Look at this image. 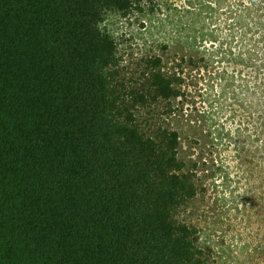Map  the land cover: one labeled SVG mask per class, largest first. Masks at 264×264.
Segmentation results:
<instances>
[{"label":"trees","instance_id":"obj_1","mask_svg":"<svg viewBox=\"0 0 264 264\" xmlns=\"http://www.w3.org/2000/svg\"><path fill=\"white\" fill-rule=\"evenodd\" d=\"M137 1L0 0V264H206L175 218L196 195L177 135L146 136L113 83L100 24Z\"/></svg>","mask_w":264,"mask_h":264},{"label":"rangeland","instance_id":"obj_2","mask_svg":"<svg viewBox=\"0 0 264 264\" xmlns=\"http://www.w3.org/2000/svg\"><path fill=\"white\" fill-rule=\"evenodd\" d=\"M100 26L117 45L123 115L146 136L177 135L196 195L175 218L206 264H264V0H138ZM158 69L177 95L149 96Z\"/></svg>","mask_w":264,"mask_h":264}]
</instances>
